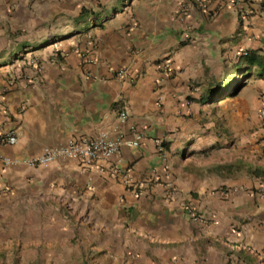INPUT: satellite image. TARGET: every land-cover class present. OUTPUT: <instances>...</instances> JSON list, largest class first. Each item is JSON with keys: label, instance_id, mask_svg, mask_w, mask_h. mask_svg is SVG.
Listing matches in <instances>:
<instances>
[{"label": "crops", "instance_id": "obj_1", "mask_svg": "<svg viewBox=\"0 0 264 264\" xmlns=\"http://www.w3.org/2000/svg\"><path fill=\"white\" fill-rule=\"evenodd\" d=\"M185 1L0 0V133L17 138L0 144V264H264V79L216 95L264 56V6ZM101 134L140 145L25 164Z\"/></svg>", "mask_w": 264, "mask_h": 264}, {"label": "built area", "instance_id": "obj_2", "mask_svg": "<svg viewBox=\"0 0 264 264\" xmlns=\"http://www.w3.org/2000/svg\"><path fill=\"white\" fill-rule=\"evenodd\" d=\"M246 1L252 0H232V2L240 6ZM260 3L261 6H264V0H253ZM209 0H187L181 4V12H188L191 7H198L204 12L209 11ZM247 53L245 54V56ZM162 70L168 75L174 73L172 64L170 62H164ZM120 79H130L129 74L126 70H121L118 73ZM262 107L261 115L264 120V96L261 98ZM120 119L122 123H125L128 120V113L122 111L120 113ZM141 137L138 136L135 140L127 141L123 136H120L117 139H112L108 134H101L96 138H83L77 141H73L66 146L51 149H45L44 153L33 160H28L25 162L30 167H48L59 161H75L82 165H95L100 162H106L119 155L122 147L128 148H137L140 145ZM17 142V138L10 134L0 133V144L2 145H14ZM6 164H9L10 161L6 160ZM126 185L133 187L136 190H141L145 188V183H132L130 180L126 181ZM193 219L199 221L200 217L196 214L194 210L190 211Z\"/></svg>", "mask_w": 264, "mask_h": 264}, {"label": "rangeland", "instance_id": "obj_3", "mask_svg": "<svg viewBox=\"0 0 264 264\" xmlns=\"http://www.w3.org/2000/svg\"><path fill=\"white\" fill-rule=\"evenodd\" d=\"M238 70H240V71H238ZM245 71L246 70H244L243 67L235 68L234 66L232 67V70L231 69H227L225 71V73L227 74L225 81H227L228 79H231V77L234 76L233 82L231 83V85L229 86V89L225 93L228 97L233 98L235 100L239 96H247V95H249V93H250V91L252 89L251 87L253 85H255V82L252 81V79H251V77L249 75H245ZM245 76H248V77H245ZM254 77H255L254 78L255 80L260 79L256 75H254ZM221 78L225 79L224 77H220L219 79H221ZM231 92H232L233 95L229 96V94H231ZM259 96H260V98H262L264 96V94L260 93ZM247 126H248V130H243L242 129V132L250 134L249 141H246L245 145L246 146H250V147L259 145L260 144V140L259 141H256L257 139L256 140H252L253 134L258 133L259 130H260V128H257V126H256L255 119H253L252 117H249ZM219 132H224V131L221 130ZM249 150L251 151L252 149L249 148Z\"/></svg>", "mask_w": 264, "mask_h": 264}, {"label": "trees", "instance_id": "obj_4", "mask_svg": "<svg viewBox=\"0 0 264 264\" xmlns=\"http://www.w3.org/2000/svg\"><path fill=\"white\" fill-rule=\"evenodd\" d=\"M246 71L245 75H256L260 79H264V56H258L254 53H249L248 56H246ZM257 67V71L255 74L252 73V68ZM240 71V70H238ZM248 77V76H245ZM233 77L231 79H228L222 86H219L218 92L216 95L221 99L224 97H228L225 93L229 89V86L233 82ZM234 93V92H233ZM233 95L232 92L229 94V96Z\"/></svg>", "mask_w": 264, "mask_h": 264}]
</instances>
